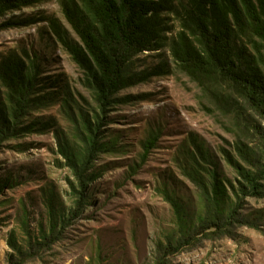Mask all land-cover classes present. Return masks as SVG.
Returning <instances> with one entry per match:
<instances>
[{"label": "trees", "instance_id": "obj_1", "mask_svg": "<svg viewBox=\"0 0 264 264\" xmlns=\"http://www.w3.org/2000/svg\"><path fill=\"white\" fill-rule=\"evenodd\" d=\"M48 0H0V19ZM76 37L52 15H33L0 22L30 26L45 22L57 42L82 71L83 85L96 105L76 96L70 81L59 74L45 78L27 46L0 54V147L10 139L42 133L47 122L33 113L59 105L73 127V137L55 131L58 152L70 167L74 206L65 214L55 193L45 195L49 228L33 236L23 221L24 240L16 231L7 239L8 264L43 258L63 238L98 179L95 161L113 149L102 141L101 128L111 109L134 103L121 91L172 73L166 59L149 70L131 71L145 51H169L173 70L185 73L201 90L202 109L225 121L234 140L219 155L205 139L190 133L175 156L177 167L197 190L199 211L167 190L174 210V231L156 245L153 264H173L205 239L233 238L237 227L260 228V218L243 210L248 198H264V0H59ZM83 102H82V101ZM90 106V108H89ZM91 111V112H90ZM31 117V120H27ZM161 132L150 129L141 145V163L157 147ZM25 151V147L19 148ZM11 178L0 180V191Z\"/></svg>", "mask_w": 264, "mask_h": 264}, {"label": "rangeland", "instance_id": "obj_2", "mask_svg": "<svg viewBox=\"0 0 264 264\" xmlns=\"http://www.w3.org/2000/svg\"><path fill=\"white\" fill-rule=\"evenodd\" d=\"M33 15L57 17L76 37L59 0L10 13L0 22ZM21 46L36 56L45 78L64 74L79 99L84 96L92 107L96 105L83 85L82 71L45 22L10 24L0 30V54ZM162 59L172 66V73L153 76L121 91L120 97L131 95L134 103L116 105L101 128L102 141L111 142L113 149L94 163V171L101 173L87 191L94 205L83 207L80 217L51 251L27 264H153L157 243L175 228L174 210L164 191L188 203L192 211H199L197 190L176 165L177 150L190 133H195L219 155L221 146L232 147L234 137L222 118L202 109L199 86L185 73L173 70L169 51H145L129 69L149 70ZM33 117L47 122L42 133L10 139L0 147V180L11 178L0 191V264H8L11 248L7 239L12 231L23 242V221L33 236L42 226L49 228L45 203L49 190L54 191L65 214L74 206L70 181L75 178L58 152L55 137L58 129L72 138L73 127L60 114L58 104L34 112ZM150 129L161 134L157 147L142 164L141 143ZM243 214L260 218V228L240 225L233 238L205 239L199 247L177 256L173 264H264V198H248Z\"/></svg>", "mask_w": 264, "mask_h": 264}]
</instances>
